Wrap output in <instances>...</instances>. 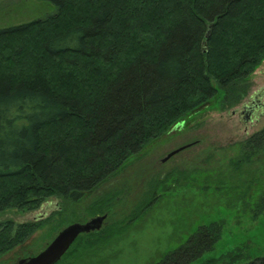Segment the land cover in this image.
I'll list each match as a JSON object with an SVG mask.
<instances>
[{
	"label": "trees",
	"instance_id": "1",
	"mask_svg": "<svg viewBox=\"0 0 264 264\" xmlns=\"http://www.w3.org/2000/svg\"><path fill=\"white\" fill-rule=\"evenodd\" d=\"M45 1L52 18L0 29V213L80 201L219 90L228 106L247 96L264 58V0ZM65 76L84 94L60 90ZM247 146L264 151V129ZM256 205L264 211V195ZM9 224L0 257L36 230ZM222 232V221L202 225L152 264H192ZM98 234H81L56 264Z\"/></svg>",
	"mask_w": 264,
	"mask_h": 264
},
{
	"label": "rangeland",
	"instance_id": "2",
	"mask_svg": "<svg viewBox=\"0 0 264 264\" xmlns=\"http://www.w3.org/2000/svg\"><path fill=\"white\" fill-rule=\"evenodd\" d=\"M56 11L45 0H0V29L35 19L45 22ZM98 66L105 73V66ZM253 70L246 79L247 96L228 106L225 91L219 90L80 201L51 196L30 209L1 212L0 235L10 222L36 230L3 253L0 264L34 256L68 225L104 214L101 229L93 231L100 233L93 242L101 247L83 238L63 264H152L213 221L223 222L222 235L192 264H248L264 256V211L256 205L264 195V151L247 146L249 137L264 129V58ZM66 71L88 80L87 72ZM59 80L60 90L77 91L72 84L77 79ZM247 106H255L250 116L244 113ZM99 202L100 211L95 208Z\"/></svg>",
	"mask_w": 264,
	"mask_h": 264
},
{
	"label": "water",
	"instance_id": "3",
	"mask_svg": "<svg viewBox=\"0 0 264 264\" xmlns=\"http://www.w3.org/2000/svg\"><path fill=\"white\" fill-rule=\"evenodd\" d=\"M253 107H246L248 108L244 111L246 116H250L249 114L253 110ZM106 217L107 214L97 215L88 219L86 222H75L68 225L60 231V233L45 249L34 256L19 258L14 264H56L62 259L64 254L68 251L80 234L90 233L101 229Z\"/></svg>",
	"mask_w": 264,
	"mask_h": 264
}]
</instances>
